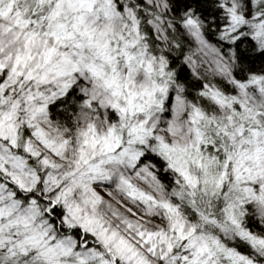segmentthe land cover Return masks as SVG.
Wrapping results in <instances>:
<instances>
[{
  "label": "snow or ice",
  "instance_id": "1",
  "mask_svg": "<svg viewBox=\"0 0 264 264\" xmlns=\"http://www.w3.org/2000/svg\"><path fill=\"white\" fill-rule=\"evenodd\" d=\"M0 264H264V0H0Z\"/></svg>",
  "mask_w": 264,
  "mask_h": 264
}]
</instances>
